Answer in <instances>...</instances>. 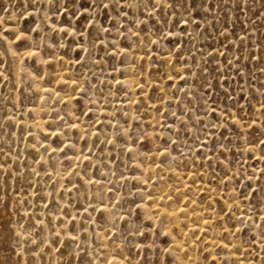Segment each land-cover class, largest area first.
<instances>
[{"label":"rangeland","instance_id":"obj_1","mask_svg":"<svg viewBox=\"0 0 264 264\" xmlns=\"http://www.w3.org/2000/svg\"><path fill=\"white\" fill-rule=\"evenodd\" d=\"M196 4L0 0V264H264V0Z\"/></svg>","mask_w":264,"mask_h":264},{"label":"snow or ice","instance_id":"obj_2","mask_svg":"<svg viewBox=\"0 0 264 264\" xmlns=\"http://www.w3.org/2000/svg\"><path fill=\"white\" fill-rule=\"evenodd\" d=\"M188 0H185V3H187ZM105 8H107V5H103ZM197 7V4H196V0H191V5H190V9L189 11H191L192 8H196ZM187 23V21L185 22ZM198 26V25H197Z\"/></svg>","mask_w":264,"mask_h":264},{"label":"bare ground","instance_id":"obj_3","mask_svg":"<svg viewBox=\"0 0 264 264\" xmlns=\"http://www.w3.org/2000/svg\"><path fill=\"white\" fill-rule=\"evenodd\" d=\"M63 258V256H61Z\"/></svg>","mask_w":264,"mask_h":264}]
</instances>
